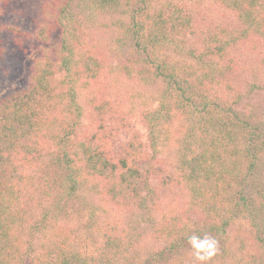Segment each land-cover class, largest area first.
<instances>
[{
  "label": "trees",
  "instance_id": "16d2710c",
  "mask_svg": "<svg viewBox=\"0 0 264 264\" xmlns=\"http://www.w3.org/2000/svg\"><path fill=\"white\" fill-rule=\"evenodd\" d=\"M70 1L79 10L114 17L121 40H131L129 52L136 55L113 69L143 84L160 83L161 108L144 114L151 137L169 101L192 114L177 162L163 178L165 185L185 190V210L175 206L156 217L149 180L157 170L140 135L133 133L117 149L105 134L104 120L117 108L95 82L110 66L104 65L106 54L87 45L93 34L58 17L66 13L75 22ZM152 1L66 0L58 10L59 0L48 4L61 27L54 55L35 58L25 86L0 97V264H201L188 240L192 235L217 241L206 264H264V122L239 109L241 93L231 83L223 88L233 69L234 45L248 40L264 54V0H214L233 13L235 23L199 30L187 10L171 2L153 8ZM52 31L39 22L31 35L47 42ZM184 31L197 35L199 50L171 58L168 47ZM83 112L96 127L81 134ZM34 166L55 173L58 208L82 191L84 197L98 195L143 223L152 245L140 249L139 238L122 236L117 223L89 222L84 240L48 233L58 222L50 224L48 212L31 221L27 170ZM235 226L241 234L233 232ZM37 238L42 240L36 246Z\"/></svg>",
  "mask_w": 264,
  "mask_h": 264
},
{
  "label": "rangeland",
  "instance_id": "374dc122",
  "mask_svg": "<svg viewBox=\"0 0 264 264\" xmlns=\"http://www.w3.org/2000/svg\"><path fill=\"white\" fill-rule=\"evenodd\" d=\"M66 0H59L57 10ZM47 2V3H46ZM52 0H0V97L21 89L25 86L30 73L31 64L35 58L48 52L54 55L60 39L61 27L55 21L56 16L48 8ZM72 4L73 18L69 15H58L67 26L80 24L81 28L93 34V39L87 38V45H93L101 55L106 54L105 66L101 76L95 82L99 94L116 105L117 111L104 120V131L108 135L112 146L120 148L125 145L133 133H138L145 147V155L149 164L157 170L149 182L155 190L156 217L169 212L171 208L178 207L181 211L187 207L188 197L184 189L175 184L165 185L163 178L177 162L178 149L181 141L192 124L186 109L177 108L173 101H169V111L163 110L166 115L159 120L154 138L151 137L149 128L144 121L147 111L161 108L160 98L162 87L158 81L147 84L138 80L124 77L120 71L113 69L118 61H123L125 56H135L128 43L121 40L122 29L114 26V17L99 15L97 12L90 14L78 5ZM171 2L192 14L196 30L209 29L215 26L234 24L232 12L214 0H153V8L161 3ZM80 11V12H77ZM45 22L53 26L52 34L47 42L32 37L31 32L37 23ZM31 36V37H30ZM176 42L170 44L168 52L171 58H187L188 50H199L197 35L184 31L177 35ZM105 56V55H104ZM233 69L226 78L223 88L231 83L235 88L234 93H241L239 109L250 113L253 118L264 122V54L258 47H253L248 40L238 43L229 51ZM112 68V69H111ZM225 79V80H226ZM153 83V84H152ZM233 88V89H234ZM233 89L230 91L233 93ZM78 97L82 99L83 92ZM165 106V105H164ZM120 118V119H119ZM122 122V123H121ZM118 126V131H112L111 126ZM96 127L90 120L87 112H83L79 119L78 131L84 133ZM113 147V148H114ZM46 149V148H45ZM53 148H47L52 150ZM32 178L31 196V221L38 219L42 212H48L55 220L54 226H49L48 233L66 232L70 237L87 239L86 225L96 223H117L119 231L127 239L139 238L138 245L144 250L152 245L149 231L143 223H138L135 218L125 210L116 208L113 204L103 200L98 195H87L82 191L78 196L68 202L62 201L61 207L55 205L59 199L61 189L53 183L54 172L46 174L43 167L34 166L27 170ZM32 199V200H31ZM236 226L233 232L238 234ZM238 229V226H237ZM241 234V231H239ZM42 240L37 238V246ZM88 244V242H82Z\"/></svg>",
  "mask_w": 264,
  "mask_h": 264
},
{
  "label": "clouds",
  "instance_id": "9594fccd",
  "mask_svg": "<svg viewBox=\"0 0 264 264\" xmlns=\"http://www.w3.org/2000/svg\"><path fill=\"white\" fill-rule=\"evenodd\" d=\"M188 240L194 250L195 259L200 261L201 264H206L217 251V241L209 235H204L203 237L192 235Z\"/></svg>",
  "mask_w": 264,
  "mask_h": 264
}]
</instances>
